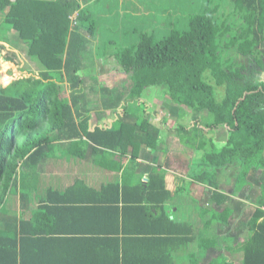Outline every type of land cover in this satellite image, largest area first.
<instances>
[{"label": "trees", "instance_id": "16d2710c", "mask_svg": "<svg viewBox=\"0 0 264 264\" xmlns=\"http://www.w3.org/2000/svg\"><path fill=\"white\" fill-rule=\"evenodd\" d=\"M217 1L207 0L204 9L192 14L186 29L175 27L161 39L142 31L137 43L128 46L114 41L99 56L93 52L98 42H92L99 28L88 4L80 0H0V40L10 42L14 32L21 43L18 47L36 66L22 65L25 75L0 87V204L10 187L30 189L32 182L26 175L45 172L57 149L64 157L83 160L110 156L114 151L121 159L130 154L132 163L142 145L159 148L164 128L156 122L158 111L146 98L149 89L159 87L158 93L176 104L178 117L188 120L181 123V129L178 124V139L192 134L183 142L203 150L201 167L198 162L189 168L194 179L219 188L220 170L231 167L240 190L251 173L259 172L260 193L248 220L250 234L239 250L241 264H264V81L254 75L256 64L264 66V0ZM94 55L101 57L102 69L119 72L120 78L110 83L101 80L88 64ZM218 87L223 88L222 98L217 96ZM104 117L111 119V125L100 122ZM219 127L226 135L218 147L210 133ZM97 164L123 173L122 182L102 186L104 195L93 189L105 203L95 201L87 208L102 204L114 208L121 219L117 231L121 227L123 236L114 237L115 260L110 264H128V249L134 242H138L134 245L138 256L131 264H158L161 261L150 253H158L165 238L176 242L190 233L186 222L171 218L165 206L171 198L165 171L154 168L148 181H133L127 179L131 168L123 166L122 160ZM52 190L62 197L44 198L46 206L39 210L42 217L50 216L49 204L55 201L60 202L57 207H86L75 202L73 207V198L69 201L67 197L69 188ZM126 191H138L131 205L123 202ZM213 193L219 197L217 203L228 199L223 192ZM21 195L28 196L25 191ZM214 215L228 224L232 209L226 207ZM128 219L138 222L136 229L127 228ZM15 234L10 228L0 230V264L34 260L27 253L28 243L22 244ZM85 235L77 236L81 245L94 237ZM39 240L32 247L41 251ZM212 264L229 261L222 257Z\"/></svg>", "mask_w": 264, "mask_h": 264}, {"label": "crops", "instance_id": "0c3cea01", "mask_svg": "<svg viewBox=\"0 0 264 264\" xmlns=\"http://www.w3.org/2000/svg\"><path fill=\"white\" fill-rule=\"evenodd\" d=\"M87 4L88 0L82 3V5ZM17 48L22 56L23 52L18 46ZM164 98L168 100V107L176 106L167 96ZM170 110L172 113L177 111L178 117V109ZM96 113L92 112L93 122L98 121ZM171 118L172 115H168L167 110L160 112L157 120L162 123L164 135L159 148L153 149L145 144L142 145L137 159L132 163L130 154L123 155L121 159V154L114 151L110 156L83 160L72 156L64 157L57 149L52 163L58 160L56 162L58 165L43 173L26 175L27 180L32 182L30 189L15 190L12 186L1 198L0 230L7 231L9 228L11 231L16 230L17 240L22 241V244L28 243L27 253L34 258L28 261L29 264H79L85 260L89 261L85 264L114 263L115 253L111 248L114 237L123 236L121 227L117 231L121 219L116 216L117 212L114 208L104 207L102 204L95 205L96 208L93 210L87 208L95 201L102 202L99 200L100 196L94 194L93 189L104 195L105 187H102L104 184L116 180L122 182L123 178L122 171L103 169L97 162L103 160L107 164H113L114 161L122 160L123 166L131 168V175L127 179L133 178V181L135 178L148 181L150 170L154 168H162L165 171L166 188L171 192V198L165 201V206L171 218L176 217L185 221L184 226L190 231L184 237L174 239L176 242L165 238L161 250L158 253L155 250L154 253H150L153 259L161 261L158 264H212L222 257L226 258L229 264H241L242 252L239 248L250 234L248 220L255 210L259 193L254 198L252 194L257 188L260 191L259 172L251 173L248 182L240 190L236 188L237 173L231 167L220 170L217 176L219 188L197 181L190 174L189 168L195 167L203 152L178 139L179 125L176 119H174L175 125L172 124ZM187 121L184 123H188ZM100 122L107 125L112 123L111 119L106 117ZM220 133L223 135L221 136ZM210 134L216 141H223L226 130L219 127ZM80 182L85 183L90 189H86ZM74 186L77 188L74 189ZM66 188H69V191L70 188L74 189L67 194L69 201L73 198V204L83 203L86 207L83 205L74 209L64 205L57 207L60 202L55 203V201L52 204L48 203L52 206L49 209L50 216L42 217L39 210L43 205L46 206L44 198L52 196L56 198L59 194L52 189L64 191ZM23 191L27 192V198H22ZM214 191L227 194L228 199L224 203H217L215 199L219 200V197L214 195ZM125 195L127 199H123V202L131 205L134 203L133 197L138 196V191H126ZM60 197L62 196L59 195L58 198L61 199ZM119 207L123 210L121 204ZM226 207L232 209L228 224L214 217L215 212H221ZM126 222L127 228L128 225L134 226L135 229L138 226L136 221L128 219ZM85 234L94 237H91L90 242L81 245L82 241L77 239V236ZM37 238H40L37 243L42 245L41 251L35 246L32 247L33 241ZM134 243L128 249L126 257L128 264L138 256L137 248L134 246L138 245V242ZM175 245L176 248L173 249ZM206 245L208 246L205 247Z\"/></svg>", "mask_w": 264, "mask_h": 264}, {"label": "rangeland", "instance_id": "374dc122", "mask_svg": "<svg viewBox=\"0 0 264 264\" xmlns=\"http://www.w3.org/2000/svg\"><path fill=\"white\" fill-rule=\"evenodd\" d=\"M206 1L207 0H88L87 6H89L90 11L94 14L93 16L95 17L99 28L97 35L92 37V42L95 45L98 42L96 46L97 48H94L93 52L94 50L98 51L100 56L105 49L108 50L109 46H111L114 41L123 45H133L139 41L140 33L142 31L153 32L156 35V38L161 39L170 34L175 27L186 29L189 25V20L192 17V14L204 9ZM213 1L215 2L217 0ZM80 2L84 3V0H80ZM10 38V42L0 40V77H10V80L8 81L0 80V87L6 86L12 80L25 75L23 72L24 70L21 67L22 65L25 66L26 64H29L32 68L36 67L25 53L21 56L22 58L18 56L17 52L19 51L17 46L21 45V43L14 32L11 34ZM100 58L101 57L94 55V59L89 60L88 64L92 66V68H95L93 72L95 73L96 71L97 75H101V80L106 79L109 83L119 79L121 75L119 72L114 74L111 69H108V67L102 69V66L100 65L101 61L99 60ZM149 90L157 93L153 94L151 91L146 92V98L149 97V99L147 98L148 104L155 107L158 111L157 117H160L161 111L167 110L168 115H172L170 122L172 121V124H174V119H176V122L180 125L179 129L183 128L182 126H184V124L181 123H184L185 117H177V111L172 113L170 110L178 108L172 105L171 107H168V100L166 101V98L158 93L161 91L159 87H153V89ZM217 96L222 98V87L217 88ZM162 98L164 99L162 100ZM149 108V110H151V107ZM156 122L159 123L160 120L158 119ZM182 132L185 133L184 130H182ZM223 133L225 134V131H223ZM220 134L221 136L223 135L222 133ZM191 137L192 134L186 136L182 139V142ZM223 141L217 140L216 144L218 147ZM200 150V152H203L202 149ZM57 161L55 160L54 163H51L48 171L50 169L52 170L54 165H58L56 163ZM201 162L202 159L199 158L200 167L202 165ZM256 190L257 191H254L252 194L253 198L260 193L258 188Z\"/></svg>", "mask_w": 264, "mask_h": 264}, {"label": "flooded vegetation", "instance_id": "af4514ba", "mask_svg": "<svg viewBox=\"0 0 264 264\" xmlns=\"http://www.w3.org/2000/svg\"><path fill=\"white\" fill-rule=\"evenodd\" d=\"M263 62H264V58H263ZM254 73H255L254 74L255 76L259 77L260 80L264 81V66H259L256 64ZM262 74H263V77H262Z\"/></svg>", "mask_w": 264, "mask_h": 264}, {"label": "water", "instance_id": "95a60500", "mask_svg": "<svg viewBox=\"0 0 264 264\" xmlns=\"http://www.w3.org/2000/svg\"><path fill=\"white\" fill-rule=\"evenodd\" d=\"M0 57H1V54H0Z\"/></svg>", "mask_w": 264, "mask_h": 264}]
</instances>
